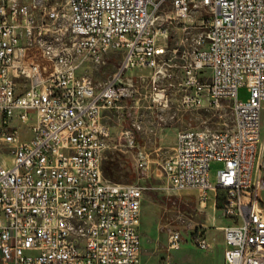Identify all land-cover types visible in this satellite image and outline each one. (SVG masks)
<instances>
[{
    "label": "built area",
    "instance_id": "built-area-1",
    "mask_svg": "<svg viewBox=\"0 0 264 264\" xmlns=\"http://www.w3.org/2000/svg\"><path fill=\"white\" fill-rule=\"evenodd\" d=\"M168 2L177 13L193 3L211 14L202 47L183 65V108L228 102L234 121L225 132H179L163 165L168 187L198 191L203 203L210 193L223 194L231 220L223 228L225 264H264V0H67L70 42L49 0H0V146L11 158L0 160V264H143L148 188L105 178L103 116L133 97L129 72L160 68L166 45L159 36L168 34L154 21ZM38 9L52 11L53 24L38 23ZM112 53L122 56L112 80L98 84L78 73L85 61L105 65ZM243 86L250 98L240 103ZM122 138L137 147L134 130ZM214 162L223 163L216 187ZM149 163L138 150L140 180ZM182 243L172 233L169 254ZM195 246L207 250L206 235Z\"/></svg>",
    "mask_w": 264,
    "mask_h": 264
},
{
    "label": "rangeland",
    "instance_id": "rangeland-1",
    "mask_svg": "<svg viewBox=\"0 0 264 264\" xmlns=\"http://www.w3.org/2000/svg\"><path fill=\"white\" fill-rule=\"evenodd\" d=\"M49 1V6L55 8L54 13L60 16L57 24L66 32L69 24L67 0ZM35 15L38 23L53 24L55 16L52 11L43 13L38 9ZM210 19L211 14L206 8H195L193 3L189 5L187 13H177L171 2L163 6L154 21L156 31L163 28L168 34L167 37L159 36L160 41L166 45V53L159 61L160 68L135 70L132 73L135 92L126 108L104 113L103 122L109 130V147L103 161L105 178L115 184L139 183L148 188L143 198L141 226L142 259L145 264H161L164 261L172 233H180L184 244L197 248L195 240L200 235H206L219 223L225 224L223 219L231 222L223 215V194H219L215 203L214 193H211L203 203L198 191L169 188L163 171V165L173 155L179 132L190 129L225 132L234 127L228 102H224L226 104L221 109L204 106L187 111L182 106L185 94L183 65L202 47L198 40L202 33L207 32ZM65 39L70 42L68 32ZM121 61L120 54L112 53L105 65L85 61L78 73L91 77L98 84H104L116 76ZM210 76L211 72L206 71L205 82H210ZM156 94L160 98L154 102ZM249 98L248 88H239L238 101L245 103ZM126 129L136 133L138 146L135 149L129 148L122 138V132ZM31 136V132H25L23 139L29 140ZM140 149L150 159L149 175L143 180H140L141 175L136 166V152ZM10 159L9 149L0 146V160ZM222 168L221 162L211 164L210 182L214 187L218 183L217 173Z\"/></svg>",
    "mask_w": 264,
    "mask_h": 264
},
{
    "label": "crops",
    "instance_id": "crops-1",
    "mask_svg": "<svg viewBox=\"0 0 264 264\" xmlns=\"http://www.w3.org/2000/svg\"><path fill=\"white\" fill-rule=\"evenodd\" d=\"M133 72L134 71L129 72L128 75L133 77L132 76ZM128 101H124L122 103L121 108L119 109L107 110L105 112L123 110L124 108H126V104L128 103ZM214 198L216 203L217 197L215 196V194H214ZM223 220L225 224L219 223L218 225H215L211 230L206 232V238L209 241V248L207 250H200L195 248L191 244H184L183 242L180 250L171 252L170 254L168 251L167 256L164 260L169 259L172 264H225V239H224L223 228L225 226H228L230 222H228L227 219H223ZM141 226H142V220H141ZM140 231H141V237L143 239L142 230ZM142 250H143V246L141 248V259H142ZM142 263L145 264L143 262V259H142Z\"/></svg>",
    "mask_w": 264,
    "mask_h": 264
}]
</instances>
